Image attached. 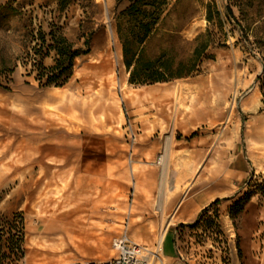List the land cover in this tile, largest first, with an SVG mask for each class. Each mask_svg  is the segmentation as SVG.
I'll return each instance as SVG.
<instances>
[{
  "label": "rangeland",
  "instance_id": "rangeland-1",
  "mask_svg": "<svg viewBox=\"0 0 264 264\" xmlns=\"http://www.w3.org/2000/svg\"><path fill=\"white\" fill-rule=\"evenodd\" d=\"M9 1L23 8L0 15V224H22L17 264L107 260L123 234L163 264H264V0H169L144 57L199 71L145 85L122 60L125 0ZM52 21L77 48L91 32L90 51L65 85L39 87L29 31ZM239 150L252 174L233 186Z\"/></svg>",
  "mask_w": 264,
  "mask_h": 264
},
{
  "label": "trees",
  "instance_id": "trees-1",
  "mask_svg": "<svg viewBox=\"0 0 264 264\" xmlns=\"http://www.w3.org/2000/svg\"><path fill=\"white\" fill-rule=\"evenodd\" d=\"M58 11H62L69 2L77 0H55ZM92 7H97L93 0H88ZM117 2L120 0H116ZM126 7L118 13V18L125 19L126 26H117V36L121 42L122 60L129 72L128 81L131 84L145 85L168 82L173 79L188 77L199 70L194 64L184 69L180 62L174 68V60L166 58L165 54L148 60L144 57V43L151 35L155 25L160 20L164 6L169 0H125ZM23 6L12 7L11 2L0 5V15H18ZM209 20V17H208ZM30 39L35 41L32 47L31 71L39 87H62L73 74L74 61L82 54L90 51L91 32L83 45L85 49L75 47L63 33V26L54 21L48 23L47 30L41 26L36 33L29 31ZM203 46L193 51L197 59ZM52 56V64L45 66L43 60ZM218 200H215L217 202ZM22 224L12 226L0 224V264H17L23 257Z\"/></svg>",
  "mask_w": 264,
  "mask_h": 264
},
{
  "label": "built area",
  "instance_id": "built-area-1",
  "mask_svg": "<svg viewBox=\"0 0 264 264\" xmlns=\"http://www.w3.org/2000/svg\"><path fill=\"white\" fill-rule=\"evenodd\" d=\"M124 112L127 115L125 106ZM127 134L132 141L135 140V132L129 119L125 121ZM159 160V159H158ZM114 256L107 260H87L68 264H163L157 251H152L148 246L139 244L123 234L112 242Z\"/></svg>",
  "mask_w": 264,
  "mask_h": 264
},
{
  "label": "crops",
  "instance_id": "crops-1",
  "mask_svg": "<svg viewBox=\"0 0 264 264\" xmlns=\"http://www.w3.org/2000/svg\"><path fill=\"white\" fill-rule=\"evenodd\" d=\"M246 158L242 154V150H239L236 154H233L232 156L229 155L227 157L226 161V169L229 172V178L227 179V182L231 183L233 186H235L236 181L243 182L245 180H248L251 177V167L245 160ZM200 200V199H199ZM213 200V198H212ZM211 200H208L207 202H203L200 200L201 204H196L195 208H193V211H190V215L193 217H196L199 213V211ZM186 206H188V203L184 202L183 205V211L186 209ZM185 208V209H184ZM182 210V209H181ZM258 211H250V213L245 214V219L249 218L251 220H254L255 217L258 215ZM186 211L182 212L180 215H185ZM188 214V216H189ZM252 233V229H250V235ZM166 253L169 255L171 254L170 247L166 246Z\"/></svg>",
  "mask_w": 264,
  "mask_h": 264
},
{
  "label": "bare ground",
  "instance_id": "bare-ground-1",
  "mask_svg": "<svg viewBox=\"0 0 264 264\" xmlns=\"http://www.w3.org/2000/svg\"><path fill=\"white\" fill-rule=\"evenodd\" d=\"M169 145H170V139H167L165 142V146H164L165 164H164L163 176L165 175V171H166L167 157H168V153H169ZM163 181H164V179H163ZM164 185L162 186V189L160 191L162 197H163V195H165V186ZM159 250H160V246H159ZM64 264H68V263H64Z\"/></svg>",
  "mask_w": 264,
  "mask_h": 264
}]
</instances>
